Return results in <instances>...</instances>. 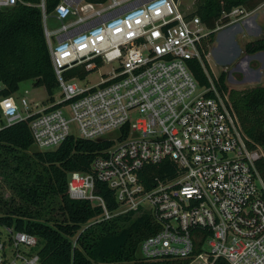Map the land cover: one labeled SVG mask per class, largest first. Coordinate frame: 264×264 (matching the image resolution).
Listing matches in <instances>:
<instances>
[{
	"label": "built area",
	"instance_id": "built-area-1",
	"mask_svg": "<svg viewBox=\"0 0 264 264\" xmlns=\"http://www.w3.org/2000/svg\"><path fill=\"white\" fill-rule=\"evenodd\" d=\"M18 1L0 0V9ZM39 7L61 94L53 106H61L34 110L23 97L22 109L14 96L0 97V130L32 118L34 146L46 151L74 135L72 124L75 136L94 141L116 140L110 136L128 126L127 138L97 157L89 171L68 175L69 197L101 210L87 226L147 212L160 228L140 243L144 260L264 264V179L258 169L264 149L248 136L213 71L209 49L213 32L260 6L233 8L229 21L215 29L192 15L195 10L186 13L181 0H59L51 13L41 0ZM49 16L61 26L50 29ZM96 58L117 64L99 83L81 85L77 76L67 77L87 63L96 67ZM189 60L201 63L207 85L199 84ZM167 160L173 172L147 187L145 167ZM99 183L114 192L115 209L99 193ZM5 230L0 264H43L38 236Z\"/></svg>",
	"mask_w": 264,
	"mask_h": 264
},
{
	"label": "trees",
	"instance_id": "trees-1",
	"mask_svg": "<svg viewBox=\"0 0 264 264\" xmlns=\"http://www.w3.org/2000/svg\"><path fill=\"white\" fill-rule=\"evenodd\" d=\"M40 1L20 0L0 9V97L13 96L23 81L32 80L34 86L46 88L51 101L55 99L58 81L45 37ZM194 1L196 8L192 15H198L210 29L227 23L228 14L235 7L253 11L264 3V0ZM58 2L46 0L47 12L51 13ZM214 37L213 32L211 42ZM245 52L249 55L264 52V35L248 42ZM94 61L95 68L102 65L101 58ZM188 63L199 84L207 85L208 78L201 63L198 60ZM88 64L68 71L67 77L85 79L91 72L86 67ZM218 80L229 91L248 136L264 149V85L229 89L226 71L219 74ZM60 106L57 104L47 110ZM31 119L0 130V175L10 181L19 197V202L15 197L5 200L0 197V208H3L0 226L38 236L42 242L39 253L43 264H187V260L181 259L139 257L140 243L160 228L151 214L129 212L87 226L100 216L101 210L88 201L73 200L68 195L69 173L89 171L97 157L127 138L128 126L117 134L116 140L94 141L70 135L58 148L41 151L34 146ZM258 169L264 179V158L258 161ZM173 170L168 160L149 165L141 173L142 181L151 187L156 179H166ZM98 189L110 209H115L114 192L103 183H99ZM220 263L225 264L223 260Z\"/></svg>",
	"mask_w": 264,
	"mask_h": 264
},
{
	"label": "rangeland",
	"instance_id": "rangeland-1",
	"mask_svg": "<svg viewBox=\"0 0 264 264\" xmlns=\"http://www.w3.org/2000/svg\"><path fill=\"white\" fill-rule=\"evenodd\" d=\"M182 8L186 13H191L195 10L194 0H181ZM257 15V23L259 27L252 28L245 24L244 22H236V25H232L233 29H236L235 38L232 40L230 38H222L223 35L228 31V27L225 26L219 30V36L210 41L209 49L211 50L210 64L213 68L215 74L219 75L222 71L227 73V85L229 89H247L254 86L264 85V52H258L256 54L249 55L245 52V46L248 42L258 39L264 35V3L260 5V8L253 14ZM48 27L50 29H57L61 26V21L57 20L53 16L48 18ZM216 34V33H215ZM223 51V53H222ZM96 64V62L94 61ZM97 65V64H96ZM117 64L115 63H104L95 68L94 65L87 67L91 70L90 74L82 79L77 76L76 81L81 85H95L99 83L101 77L109 76L113 68ZM28 91V92H26ZM20 107L23 109L22 98L26 97L28 103L34 110L42 109V107L50 102V95L44 86L36 87L32 80L23 81L20 84V89L14 95ZM56 101H60L61 94L60 91H56L54 94ZM35 102H39V106L35 107ZM65 114L69 117V109L65 108ZM138 111L132 115L133 118L136 117ZM72 133L78 135L77 128L75 124H72ZM111 138H116V135H111ZM0 197L5 199H12L15 197L16 202H19V197L16 195L15 190L11 187L10 181L3 178L0 175ZM3 208H0V212ZM56 214V213H55ZM57 218L61 219L60 215H56ZM0 234L5 235V227L0 226Z\"/></svg>",
	"mask_w": 264,
	"mask_h": 264
},
{
	"label": "crops",
	"instance_id": "crops-1",
	"mask_svg": "<svg viewBox=\"0 0 264 264\" xmlns=\"http://www.w3.org/2000/svg\"><path fill=\"white\" fill-rule=\"evenodd\" d=\"M55 18V17H54ZM256 18H257V15H252V16H250V17H248V18H246V19H243V20H241V21H239L238 23H240V22H244L245 24H248V26H250V27H252V28H256V27H259L260 25L257 23V20H256ZM232 25L234 26V25H236V23H233V24H230V25H226V26H230V27H228V28H230V29H228V31L223 35V37L222 38H224V39H228V38H230V39H234L235 38V34H236V29H233L232 28ZM225 27V26H224ZM222 29V28H221ZM220 29V30H221ZM216 34H215V37H214V39H216L218 36H219V33L220 32H215ZM222 53H223V51H222ZM241 89V88H240ZM56 102V99H54V101H50V102H48V103H46L43 107H42V109H47V108H49V107H51V106H53V104Z\"/></svg>",
	"mask_w": 264,
	"mask_h": 264
}]
</instances>
